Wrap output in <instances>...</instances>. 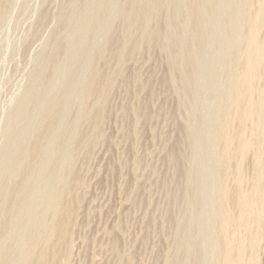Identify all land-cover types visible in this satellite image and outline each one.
Returning <instances> with one entry per match:
<instances>
[{
    "label": "rangeland",
    "instance_id": "rangeland-1",
    "mask_svg": "<svg viewBox=\"0 0 264 264\" xmlns=\"http://www.w3.org/2000/svg\"><path fill=\"white\" fill-rule=\"evenodd\" d=\"M0 14V264H264V0Z\"/></svg>",
    "mask_w": 264,
    "mask_h": 264
},
{
    "label": "bare ground",
    "instance_id": "bare-ground-1",
    "mask_svg": "<svg viewBox=\"0 0 264 264\" xmlns=\"http://www.w3.org/2000/svg\"><path fill=\"white\" fill-rule=\"evenodd\" d=\"M1 8H2V6H1ZM1 15V14H0ZM237 199V198H236ZM239 199V198H238ZM232 201V200H231ZM235 202H239L240 203V201L239 200H235V201H232V203H231V206L232 207H235V205H236V203ZM238 204V203H237ZM65 235V234H64ZM62 238H63V236H62ZM56 257V256H55ZM55 260V259H54Z\"/></svg>",
    "mask_w": 264,
    "mask_h": 264
}]
</instances>
